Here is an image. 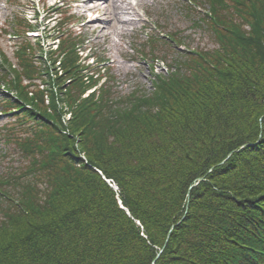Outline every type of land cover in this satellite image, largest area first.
Segmentation results:
<instances>
[{
    "label": "trees",
    "instance_id": "1",
    "mask_svg": "<svg viewBox=\"0 0 264 264\" xmlns=\"http://www.w3.org/2000/svg\"><path fill=\"white\" fill-rule=\"evenodd\" d=\"M211 2L218 49L148 96L83 98L66 51L59 96L19 82L31 137L6 142L31 161L0 177V264H264V0Z\"/></svg>",
    "mask_w": 264,
    "mask_h": 264
},
{
    "label": "rangeland",
    "instance_id": "2",
    "mask_svg": "<svg viewBox=\"0 0 264 264\" xmlns=\"http://www.w3.org/2000/svg\"><path fill=\"white\" fill-rule=\"evenodd\" d=\"M50 2H53V0L47 1V5ZM186 2V0H103L101 5L93 2L90 4L91 8L84 5H80V8L69 7V14L73 13L76 17L87 14V17L78 24L81 26L82 37L84 38L83 48L92 49L91 52L95 53L96 56L100 55L109 61L106 63L109 66L107 72L108 75L112 74L114 77L111 82L106 80L104 84L108 86L111 96L114 97L113 99L119 101L120 98H131L135 94L137 95L136 98H141L142 95L148 96L155 91V73L166 70L165 66L163 63L155 62L154 58L158 55H152L150 52H145V56L132 54L134 48L139 47L144 41L146 42V27L153 26V23H161L167 30L174 32L179 41L178 45L173 46L165 41H160L158 45L169 59L168 63L171 68L173 65L176 66L179 55H195L194 51L196 50L211 53L218 49L214 28L210 26L209 22L204 23L200 19L205 13L204 9L209 10L210 5L204 6L200 3V7H202L200 10L199 5H196L195 8H189ZM29 6H31L30 3L24 2V0H0V52L4 53L7 63L14 64L12 67L16 66L17 69L19 67L16 57L17 51L25 46L23 44L26 42L18 41L21 38L15 37L14 33L24 29L23 19L20 21L17 19L24 17V13ZM45 8L47 9V6ZM40 9L43 11L42 4H40ZM62 14L69 16L63 11L58 13L54 17L55 20H51V26L56 24L59 18L63 16ZM28 16L26 15L28 19H31L30 21H36ZM98 16L102 18L103 22L97 21L96 17ZM148 17L149 21H147ZM16 22H19V24ZM41 22L40 18L34 23L40 26L43 25ZM196 22L199 25L203 23V25L197 26ZM244 28L249 29V26L245 25ZM26 38L35 45L37 54L41 55V49L34 42L35 37L29 35ZM54 47H56V44ZM153 68L155 69L153 70ZM102 82H99L96 88L99 89ZM3 84L0 79V131L4 130L3 133H0V177L5 176L4 172L7 174L10 172L18 173L21 176L20 169L22 165L25 164V167H27L31 157L23 158L19 154L18 148H14L13 144L7 143L6 139H12L14 135L28 139L31 137V132L26 131L19 124L8 126L16 122L18 117L15 114L2 115L1 113L5 107L3 98L10 97L13 94L11 92L7 93ZM87 84H92V82L89 80ZM90 91H93V89ZM63 110L68 111L63 115V120L67 123L72 118L71 112L67 107H64ZM81 155L84 158V152L81 151ZM0 184H2L1 179Z\"/></svg>",
    "mask_w": 264,
    "mask_h": 264
},
{
    "label": "bare ground",
    "instance_id": "3",
    "mask_svg": "<svg viewBox=\"0 0 264 264\" xmlns=\"http://www.w3.org/2000/svg\"><path fill=\"white\" fill-rule=\"evenodd\" d=\"M82 2L84 3V5L86 7H90L91 8V5H90V0H82ZM93 2V1H92ZM94 3L97 4V5H101L103 2L102 0H94ZM124 22H128V21H124ZM120 29V28H119Z\"/></svg>",
    "mask_w": 264,
    "mask_h": 264
}]
</instances>
